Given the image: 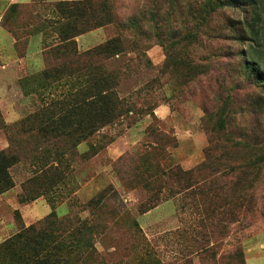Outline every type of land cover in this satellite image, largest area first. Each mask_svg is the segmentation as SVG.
Returning <instances> with one entry per match:
<instances>
[{
    "label": "rangeland",
    "instance_id": "obj_1",
    "mask_svg": "<svg viewBox=\"0 0 264 264\" xmlns=\"http://www.w3.org/2000/svg\"><path fill=\"white\" fill-rule=\"evenodd\" d=\"M7 2L0 0V12ZM177 3L184 6L181 12ZM190 3L198 6V0L117 3L118 12L136 16L144 6L147 19L157 11L160 29L156 32L144 21L133 24L127 34L136 51L129 67L122 57L106 60L110 69L124 71V87L130 90L124 94L134 112L89 137L83 136L87 122L69 113L86 78L50 69L67 60L54 50L58 38L49 3L35 9L22 6L6 19L3 27L14 38L13 30L23 36V28L34 24L37 31L28 40L42 32L56 56L45 53L44 43L37 56L32 44L23 41L0 47V150L10 144L19 158L11 168L16 185L0 199V244L55 207L57 219L74 216L85 222L81 238L88 244L70 253L68 264H264V67L257 78L246 69L240 50L247 52L257 43L237 36L238 28L248 30L244 16L253 8L263 9L264 0L213 12L207 30L190 13L185 15ZM233 22L234 28L229 25ZM215 26L224 38H213ZM179 27L183 34L184 28L200 33L201 40L179 42ZM116 33L114 25L96 29L76 38L77 49L94 48ZM211 50L216 54L208 58ZM6 72L13 77L6 78ZM66 113L70 118L57 126L56 119ZM209 147L220 165L212 174L214 182L231 185L237 178L229 167H240L246 176L235 183L233 193H248L253 199L233 205L226 186L214 195L182 192L145 213L139 210L149 195H168L177 187L174 181L147 176L163 167L193 168L205 160ZM44 174L39 184L37 179L29 182ZM33 194L38 196L30 200ZM27 204L32 206L16 213ZM249 204L256 215L247 219ZM222 211L226 215L219 220Z\"/></svg>",
    "mask_w": 264,
    "mask_h": 264
},
{
    "label": "trees",
    "instance_id": "obj_2",
    "mask_svg": "<svg viewBox=\"0 0 264 264\" xmlns=\"http://www.w3.org/2000/svg\"><path fill=\"white\" fill-rule=\"evenodd\" d=\"M258 0H198V6L193 4L185 5L189 8L185 15L190 13L193 20L198 19L201 29L207 30L211 24L213 12L219 11L225 6H236L242 8L246 2L249 6H255ZM45 0H34L32 3H14L11 4L5 12L1 24L6 23L9 16H15L17 10L22 6L29 5L31 9H35ZM120 0H61L49 3L47 9L50 15H53L54 21H50L56 27L58 43L55 49L50 48L45 40V53L54 50L65 57L67 61L57 63L56 66L50 67L53 71H62L65 69L68 72H77L82 74L86 79L83 84V89L73 96V107L70 114L77 113L75 119L86 121V130L84 137H89L100 128H103L110 123L119 120L121 117L134 112L130 100L124 92H130L128 87H124V71L110 69L106 60L110 58H120L129 67L130 62L133 61L131 52L136 51L134 42L127 34L133 29V24H141L142 21L146 22L151 28L157 31L160 29L162 16L160 13L154 11L150 19H147L145 7L139 10L138 16L129 14L128 11L118 12V4ZM160 4V0H156ZM124 5V4H122ZM177 10L183 8L182 4H176ZM175 7V4H173ZM195 9H198L197 11ZM160 19V21H157ZM245 23L248 30L244 31L239 29V40L248 36L251 41L256 42L253 48L247 50H240V55L245 58L246 69L255 74L256 78L260 74L258 70L264 67V7L261 10L252 9V14L244 16ZM167 19L164 18L163 22ZM252 20V21H250ZM154 23L153 26L150 24ZM243 23V22H242ZM107 25L116 26V34L109 38L104 43L80 52L77 49L76 38L85 33L94 31ZM234 28L235 22L229 24ZM34 24H28L23 28V36H19L18 31L13 30L16 38V45L23 41L27 46L29 43L28 38L37 29H33ZM174 28V27H173ZM179 42L192 43L201 40L200 33L191 31L190 28L182 30L177 29ZM212 35L215 39L224 38L221 34L219 27L212 28ZM38 33V32H37ZM142 34L147 35L146 30ZM212 38V39H213ZM216 53L212 50L208 54V58H213ZM56 56V55H55ZM173 55L169 52V58ZM250 60H253L252 62ZM260 64V66H259ZM127 70V68H125ZM49 70L46 69L45 73ZM204 70H201L202 72ZM262 72V71H261ZM264 74V72H263ZM264 101V97L260 100ZM70 114H64L58 117L55 121L59 126L63 121L70 118ZM3 126H9L8 123L3 121ZM41 130L49 133L51 130L48 127H41ZM161 136L158 140L162 141ZM160 141V142H161ZM169 144L171 141L167 138ZM163 147V146H161ZM214 148H207L205 152V160L197 166L190 169H183L181 166L163 167L157 171L155 175L146 177L147 180H165L166 183L174 181L175 189L170 191V194L163 195L162 191H157L149 195L146 201L141 202L139 210L143 213L157 206L160 202L169 199L173 195L188 192L205 195H214L219 193V189L228 187L229 200L233 205L238 204L242 200L253 199V196L248 193H233L234 185L240 184V181L246 176L245 171L240 167H229L231 172L236 175L234 183L230 184H216L212 174L217 172L220 168L218 158L213 154ZM264 161V155L261 157ZM19 162L16 152L12 150L10 144L7 148L0 150V195L13 189L16 181L11 172V168ZM45 174L40 175L38 178L29 179V182L38 181V184L44 180ZM147 182V181H146ZM144 182L145 184H148ZM29 199H36L38 194L28 195ZM214 197V196H213ZM92 200V204L100 200ZM225 204H227L225 202ZM20 213L19 209L15 210ZM234 214V213H233ZM224 211L218 212V219L221 220L225 217ZM232 215V214H231ZM256 215L255 208L249 204L245 207L246 218H251ZM57 210L55 207L51 212L41 220L27 226H22L13 236L6 239L0 244V264H68L67 256L70 253L80 252L87 244L81 235L84 233L85 222L80 221L74 216L63 217L57 219ZM84 240V241H83ZM81 264V263H79Z\"/></svg>",
    "mask_w": 264,
    "mask_h": 264
},
{
    "label": "crops",
    "instance_id": "obj_3",
    "mask_svg": "<svg viewBox=\"0 0 264 264\" xmlns=\"http://www.w3.org/2000/svg\"><path fill=\"white\" fill-rule=\"evenodd\" d=\"M34 0H8L7 4L4 6L2 12H0V30L2 31H6V33H1L0 34V47H4L5 44H8L10 46H13L15 43H16V39L13 37V35L7 31L3 25L1 24V20L5 14V12L8 10V8L10 7L11 4H14V3H23V4H26V3H32ZM46 2L48 3H53V2H57V1H61V0H45ZM101 29V28H100ZM92 32V31H91ZM91 32L87 33V34H83V35H80L79 37H77L78 40L82 39V38H86V36H88ZM32 44V47L34 50V54H36V56L41 52L42 50V45H43V34L42 32H38L36 34H34L31 38H30V41H29V44H28V47ZM34 44V45H33ZM32 49V50H33ZM28 55H30V52L28 53ZM7 73V72H6ZM4 74L6 76V78H12L13 77V74L12 73H7V74ZM11 109H8L6 110V112H10ZM6 113V114H7ZM12 190V189H11ZM10 190L5 192L4 194L0 195V199L4 200L5 196L10 194ZM6 199V198H5ZM30 204H27L23 207H20L19 210L23 213V211H25L26 208H29ZM18 209V208H16ZM3 231H9V229L5 228L3 229Z\"/></svg>",
    "mask_w": 264,
    "mask_h": 264
}]
</instances>
